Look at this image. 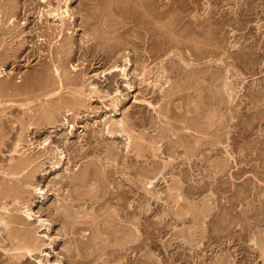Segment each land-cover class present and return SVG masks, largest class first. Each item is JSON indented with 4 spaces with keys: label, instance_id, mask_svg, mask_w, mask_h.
Masks as SVG:
<instances>
[{
    "label": "rangeland",
    "instance_id": "374dc122",
    "mask_svg": "<svg viewBox=\"0 0 264 264\" xmlns=\"http://www.w3.org/2000/svg\"><path fill=\"white\" fill-rule=\"evenodd\" d=\"M0 72V264H264V0H0Z\"/></svg>",
    "mask_w": 264,
    "mask_h": 264
},
{
    "label": "bare ground",
    "instance_id": "6f19581e",
    "mask_svg": "<svg viewBox=\"0 0 264 264\" xmlns=\"http://www.w3.org/2000/svg\"><path fill=\"white\" fill-rule=\"evenodd\" d=\"M58 11V10H57ZM62 14H66L67 15V11H66V9H65V11L62 13ZM52 16L53 17H56V18H58L59 17V13L58 12H56V11H54L53 13H52ZM112 69V68H111ZM114 69H115V67L113 68V71H114ZM117 69V68H116ZM54 70V73H55V75H56V77L57 78H59V72H58V69L55 67V69H53ZM119 70V69H118ZM109 72H110V70H109ZM108 72V73H109ZM115 72V71H114ZM3 76V73L2 72H0V78ZM44 76V75H43ZM55 77V78H56ZM51 78V77H50ZM60 79V78H59ZM49 81V80H48ZM1 83V82H0ZM4 83V82H3ZM10 84V83H9ZM53 85V84H52ZM14 87V86H13ZM5 88H7V86L5 87ZM5 88H3V90L5 89ZM9 88V87H8ZM11 91V90H10ZM4 93V92H3ZM79 104V103H78ZM12 169V168H11ZM14 169V168H13ZM11 175V174H10ZM18 176V175H17ZM39 192V191H38ZM25 217H27V219H31V217H32V214H31V212H25ZM18 219V218H17ZM40 221H42V220H40ZM43 223V222H42ZM39 224V223H38ZM27 232H29V230H27ZM32 234V233H31ZM98 234V233H97ZM116 237V236H115ZM31 238V237H30ZM29 238V236H27V235H25L24 236V243L26 244V245H24L25 246V248H24V250L26 251V254H28V255H31V251L33 250V248H32V242H33V240L32 239H30ZM103 247V246H102ZM17 250H19L18 248H17ZM40 264H43V263H40ZM47 264H60V263H57V262H55V263H50V262H48Z\"/></svg>",
    "mask_w": 264,
    "mask_h": 264
}]
</instances>
